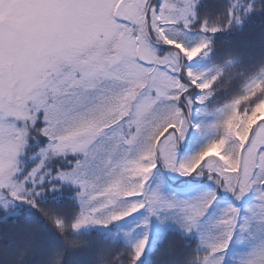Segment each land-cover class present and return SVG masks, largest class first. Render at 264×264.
I'll return each instance as SVG.
<instances>
[{
  "label": "snow or ice",
  "instance_id": "6c2138e0",
  "mask_svg": "<svg viewBox=\"0 0 264 264\" xmlns=\"http://www.w3.org/2000/svg\"><path fill=\"white\" fill-rule=\"evenodd\" d=\"M212 7L0 0V264H264V68L209 110L264 0Z\"/></svg>",
  "mask_w": 264,
  "mask_h": 264
},
{
  "label": "trees",
  "instance_id": "16d2710c",
  "mask_svg": "<svg viewBox=\"0 0 264 264\" xmlns=\"http://www.w3.org/2000/svg\"><path fill=\"white\" fill-rule=\"evenodd\" d=\"M205 2L208 4L206 12L209 18L213 19L215 9L212 7V0H205ZM218 39V47L223 54L222 63L231 61L232 64L224 72L223 78L215 89V94L219 97V101L216 104L209 105V110L219 107L236 95L246 78L252 73L254 67L256 69L264 68V16L253 18L244 29L237 30L233 28L228 33L219 35ZM258 117H264V104L258 105L253 116L249 119V123L254 122ZM34 212L35 210H33ZM41 218L51 226V221L43 213H41ZM3 230L4 226H0V233ZM32 231L35 234L32 246L23 249L22 252H16L13 264H16V258L20 257L21 254L23 259L20 264H25V262L26 264H40L39 259L36 257V252L39 249L43 233L38 226H33ZM59 235L63 241V248L59 252L49 253L46 259L48 264H63L65 250L75 252L86 247V241L83 236H73L71 229L60 232Z\"/></svg>",
  "mask_w": 264,
  "mask_h": 264
},
{
  "label": "clouds",
  "instance_id": "9594fccd",
  "mask_svg": "<svg viewBox=\"0 0 264 264\" xmlns=\"http://www.w3.org/2000/svg\"><path fill=\"white\" fill-rule=\"evenodd\" d=\"M43 264H48V262L45 260V261H43Z\"/></svg>",
  "mask_w": 264,
  "mask_h": 264
},
{
  "label": "rangeland",
  "instance_id": "374dc122",
  "mask_svg": "<svg viewBox=\"0 0 264 264\" xmlns=\"http://www.w3.org/2000/svg\"><path fill=\"white\" fill-rule=\"evenodd\" d=\"M264 118V117H263ZM259 119V118H258Z\"/></svg>",
  "mask_w": 264,
  "mask_h": 264
}]
</instances>
